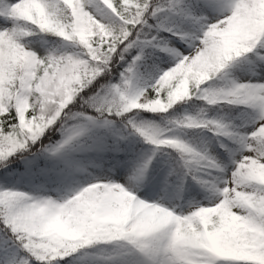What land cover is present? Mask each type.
<instances>
[{
	"label": "clouds",
	"instance_id": "obj_1",
	"mask_svg": "<svg viewBox=\"0 0 264 264\" xmlns=\"http://www.w3.org/2000/svg\"><path fill=\"white\" fill-rule=\"evenodd\" d=\"M188 3L200 19L171 33L181 47L145 31L129 60L112 56L119 26L84 0H24L0 30V169L27 165L0 185V242L22 264H264V88L228 71L264 73V0ZM219 123L234 133L227 164L176 135ZM134 136L175 151L162 181L149 153L124 167Z\"/></svg>",
	"mask_w": 264,
	"mask_h": 264
},
{
	"label": "snow or ice",
	"instance_id": "obj_2",
	"mask_svg": "<svg viewBox=\"0 0 264 264\" xmlns=\"http://www.w3.org/2000/svg\"><path fill=\"white\" fill-rule=\"evenodd\" d=\"M84 2L88 7L94 9L96 17L102 20L106 17L119 26L124 40L116 45L112 56L115 57L119 54L123 59L130 49L135 48L138 52L139 48L148 44L147 40L142 39L145 31L149 33L166 31L171 34L173 31H178L183 25L200 19L193 14L192 5L188 3V0H158V2L157 0H84ZM23 4L24 0H0V20L3 21L0 24V30H3L7 22L16 19ZM203 6L215 11H223L232 6V0H203ZM165 21L170 22L165 23ZM111 58L105 53L100 66L108 63ZM136 58L138 59L139 56L137 55ZM260 59H264V57H260ZM131 67L130 64L129 68L131 69ZM251 86L257 89L264 88V82L251 83ZM96 111H100V108L97 107ZM74 116L81 117L92 127L107 128L110 126V121L98 122L93 116L85 113H75ZM76 129L77 135H82L88 131V127L85 125H77ZM213 132L229 139L234 135L222 123L217 124ZM219 146L222 149L225 147L222 144ZM155 154L156 149H153L149 153V158L152 160ZM4 155L7 156V151ZM205 155L207 156V153ZM208 159L211 160L212 158L208 157ZM148 163L149 160L145 159L143 166H147ZM170 172L171 169L169 168V174ZM0 246L4 249L3 254L0 255V264H22L15 251L9 249L3 242H0ZM217 264H239V262L218 261Z\"/></svg>",
	"mask_w": 264,
	"mask_h": 264
},
{
	"label": "rangeland",
	"instance_id": "obj_3",
	"mask_svg": "<svg viewBox=\"0 0 264 264\" xmlns=\"http://www.w3.org/2000/svg\"><path fill=\"white\" fill-rule=\"evenodd\" d=\"M169 22L170 21H165V23H169ZM2 23L3 21L0 20V24ZM168 37L171 36L168 35ZM171 39L176 43L177 47H181L179 41L176 40L175 37H171ZM132 51L135 55L137 50L133 48ZM156 56H158L161 61H164L166 59L167 54L157 51ZM161 66H167V64L161 63ZM228 71L230 72V74L240 78L242 81H247L249 83L264 82V76L260 77L256 75L257 71L252 65L246 66L243 70L238 68H230L228 69ZM241 122L243 124L241 130L243 131L250 130V126L247 123H244V117L242 115H241ZM191 132L195 134L194 136H198V137L201 136L200 138L203 147L207 149L208 155L212 156L217 161V163H221V164L228 163L229 157L232 155V150L235 147L231 145L227 146L223 139L214 138L212 135L208 133H203L201 129H192ZM176 135L181 139L189 140V137L186 134L185 130L177 131ZM220 144L224 145L225 147L222 149L219 146ZM153 149H156V154L153 156L152 162L149 166L148 176L149 179L152 180L153 182L162 181L164 176L168 172L169 166L172 164L171 158L169 157L168 154L161 152L153 145L144 143L142 139L138 136L129 138L126 153L121 156V160L124 162V167H131L140 158L142 154L150 153ZM9 159H12V157H9ZM24 169H25V165L19 161H15L11 165H9V168L7 170L0 169V175L2 174L1 175L2 177L0 176V185L11 183L12 181H6L8 179V176L10 174L20 173ZM185 185L190 191L193 192L197 191V186L195 185V182L192 181L191 179L186 178ZM138 195L140 194L138 193ZM3 251H4L3 247L0 246V255L3 254ZM85 259L88 258L85 257Z\"/></svg>",
	"mask_w": 264,
	"mask_h": 264
},
{
	"label": "trees",
	"instance_id": "obj_4",
	"mask_svg": "<svg viewBox=\"0 0 264 264\" xmlns=\"http://www.w3.org/2000/svg\"><path fill=\"white\" fill-rule=\"evenodd\" d=\"M158 34L162 35V36H165V37H168V34H166L164 31H160ZM132 55H134V53H133L132 49H130L129 53L125 54V60H129ZM121 63H123V61ZM119 67H120V65H117V69H119ZM113 79H115V77H113ZM177 111H179V109H177ZM240 111H241L240 106H237L233 110V115H236L237 113H240ZM209 115H211V113H209ZM143 116L146 117V118H150V119L156 118L155 114H150V113H146V112L143 113ZM233 123L238 124V125L242 124L241 116H239L237 119L233 120ZM184 130L186 131V134L188 135L189 138H193V139L196 140V142H197L196 143L197 150H201V146L203 147L202 141H201V138H200L201 136L200 135H199L200 137L194 136L193 133L191 132L192 129H184ZM201 130H202L203 133H208V134L212 135L214 138L223 139L227 146L231 145V146L235 147V144H234V142L231 139H229L227 137L219 136L218 134H213V132L208 131L207 128H203ZM229 130L231 131V129H229ZM53 138H55V137H53ZM190 142H191V140H190ZM154 147L157 148L158 150H160L161 152L168 154L169 157L172 160V163H173V158L176 157V153H175V151L173 149H169V148H167L165 146H154ZM203 148H205V147H203ZM60 264H64V261H61Z\"/></svg>",
	"mask_w": 264,
	"mask_h": 264
},
{
	"label": "bare ground",
	"instance_id": "obj_5",
	"mask_svg": "<svg viewBox=\"0 0 264 264\" xmlns=\"http://www.w3.org/2000/svg\"><path fill=\"white\" fill-rule=\"evenodd\" d=\"M256 75H258V76H264V73H256ZM24 164V163H23ZM25 165V168H26V164H24ZM24 171V170H23ZM23 171H21L20 173H22ZM20 173H16V174H10L9 176H8V179L6 180V181H14L16 178H17V176H18V174H20ZM2 175V174H1ZM0 175V176H1ZM2 177V176H1Z\"/></svg>",
	"mask_w": 264,
	"mask_h": 264
}]
</instances>
